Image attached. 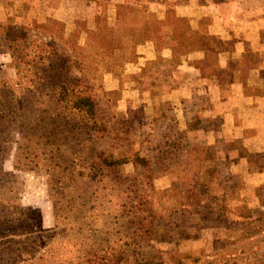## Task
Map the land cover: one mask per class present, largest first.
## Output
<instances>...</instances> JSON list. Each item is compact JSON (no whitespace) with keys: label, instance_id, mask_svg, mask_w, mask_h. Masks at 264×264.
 Segmentation results:
<instances>
[{"label":"rangeland","instance_id":"1","mask_svg":"<svg viewBox=\"0 0 264 264\" xmlns=\"http://www.w3.org/2000/svg\"><path fill=\"white\" fill-rule=\"evenodd\" d=\"M250 13L264 0H0V24L64 37L78 25L122 47L94 73L102 134L59 126L48 143L43 107L33 134L19 115L0 160V264H264V140L242 146L255 130L229 112L230 93L264 96V23L260 53L210 28L243 29ZM87 46L80 35L76 52ZM251 71L260 89L229 88ZM17 80L0 52V81ZM96 151L126 162L94 171Z\"/></svg>","mask_w":264,"mask_h":264},{"label":"trees","instance_id":"2","mask_svg":"<svg viewBox=\"0 0 264 264\" xmlns=\"http://www.w3.org/2000/svg\"><path fill=\"white\" fill-rule=\"evenodd\" d=\"M53 25L44 24L42 28L49 30ZM54 28L50 33L32 35L21 26L0 24V52L8 54L18 78L13 84L0 81V160L10 143V135L20 129L17 123L19 115L26 116L24 118L28 132L33 134L35 131V105H38V108L43 107L42 111L46 117L43 127L49 136L46 137L48 143L53 141V134L59 126H76L95 136L102 134L104 130L91 93L94 73L104 59H111L113 67L117 61L116 53L120 52L122 47L103 46L104 32L89 31L77 25L76 30L64 37L60 25L57 24ZM80 35L88 42V46L78 53L76 47ZM30 100L34 101L33 106L29 104ZM28 104L31 107L32 119L25 114V110L29 108ZM24 138L27 139V136ZM95 138L88 137V141ZM63 142H67L65 138L61 143ZM61 143H58L57 147ZM62 146L66 148V145ZM124 162L125 158L112 159L109 154L96 151L89 166L98 171L102 166L111 168ZM130 163L136 167L146 165V161L137 155L132 156ZM13 168H17L15 164ZM2 174L0 168V175ZM78 175L81 177L83 173ZM140 264L162 262L160 257L152 254Z\"/></svg>","mask_w":264,"mask_h":264},{"label":"crops","instance_id":"3","mask_svg":"<svg viewBox=\"0 0 264 264\" xmlns=\"http://www.w3.org/2000/svg\"><path fill=\"white\" fill-rule=\"evenodd\" d=\"M200 8L203 9L204 7L201 6ZM251 13L249 15H247L248 16V22L244 23V27H242L243 29H238V30L234 29L232 25L228 26V22H227V24H226V22L223 23L221 19H218V24H214L215 27L213 25H211L210 28L212 30H214L213 34L219 35V38H220L221 33H218V30H216V29L224 27V29L226 30V33L230 32V35L233 38L232 39V42H234L233 46L234 47H237V46L241 47L240 52H247L245 49L249 48L251 53H256V52L260 53L262 51H257V49H259V48H254L253 45L255 44L254 39H257L260 36V31H262V29H259L260 27L259 28L257 27V23L258 22L264 23V16L263 15H255V13H253V15H251ZM262 14H264V13H262ZM262 27L264 28V25H262ZM247 29L249 31H247V33L244 32ZM225 30H223V31H225ZM258 30H260V31H258ZM238 33H242L243 36H246L245 37L246 39H243V37L239 38ZM253 36H255V38H253ZM258 40L260 41V39H258ZM247 41H250V42L248 43ZM261 49L262 48H260V50ZM263 62L264 61H262L261 63H263ZM257 74H258L257 71H253V72L251 71L250 72V77H252V79L248 81L249 85L242 84L241 80H240V83H237V85L231 84V85H229V88H235L234 90L237 92H241L242 87L243 88L247 87V88H250L251 90L252 89H260L259 87H257L258 86L257 81H259ZM246 94H248V93H246ZM246 94H244V97H243V94H240L241 97H239V94H237V93H235L234 96H233V94L231 95V93H230V99H236L237 104L231 105L229 112L231 113V111L233 110L232 109L233 106H237V108L239 110L238 115L240 113V110L242 111V117H243V115H245L247 113L246 119L243 120L244 123L247 122L246 125L244 126V128H247V130L254 129L255 131L252 135L246 134V135H244L245 137L242 136V138L239 137V139H241L240 140L241 142H244V143H241L242 146L253 151L256 148L255 142L256 141L258 142L260 139L264 140V96L262 94H250L251 97H247ZM228 98H226V100H225V105L228 104V101H227ZM244 99H248V100L250 99L251 102H248V101L245 102ZM246 106H248V108H245ZM235 120L236 119H234V121ZM234 121L231 120L232 123H234ZM246 139H247V141H246Z\"/></svg>","mask_w":264,"mask_h":264}]
</instances>
